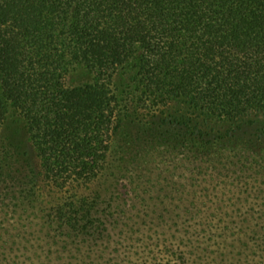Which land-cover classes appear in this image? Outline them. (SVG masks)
Returning <instances> with one entry per match:
<instances>
[{"label": "trees", "instance_id": "obj_1", "mask_svg": "<svg viewBox=\"0 0 264 264\" xmlns=\"http://www.w3.org/2000/svg\"><path fill=\"white\" fill-rule=\"evenodd\" d=\"M171 102L239 124L147 116ZM12 109L23 177L56 195L4 227L0 264H264V0H0V137Z\"/></svg>", "mask_w": 264, "mask_h": 264}, {"label": "rangeland", "instance_id": "obj_2", "mask_svg": "<svg viewBox=\"0 0 264 264\" xmlns=\"http://www.w3.org/2000/svg\"><path fill=\"white\" fill-rule=\"evenodd\" d=\"M86 75L85 72L77 71L73 74L72 79H75L77 82L79 80H83L84 76ZM147 116L151 119L154 118H178V119H185L190 121V123L205 132H212V133H224L228 130L233 129L235 126L239 124L238 121H229L223 120L213 117H208L204 114H201L198 111L193 110L186 104L180 102H171L168 105L158 109L155 113H149ZM260 120L264 123V117H260ZM13 143L16 147H19V153L21 155L17 156L18 158L22 159L18 161L13 170L16 172V176L14 175L13 179L0 177V234L4 231L6 226L12 225V223H17L21 220V216L23 217V222H26L25 215L23 214L24 211L22 207H50L51 200L53 201L56 194L52 193L50 195L47 192V189L43 187V181H39L38 184L31 182L28 178H24V173H29V171L24 167L25 160L30 162L37 170L40 169V160L37 155V151L33 145V142L30 139V136L27 131V125L24 118L20 115V113L14 109L10 111L8 114L4 126L2 129V134L0 137V145L2 146H10ZM24 168V169H23ZM26 169V170H25ZM22 170L23 173L20 171ZM180 170V169H179ZM176 171L175 178H178L180 171ZM16 177V178H15ZM229 183H231V179L226 178ZM250 180V178H248ZM254 182V181H253ZM253 185L250 187V190H255L254 183H250ZM33 185L34 187L33 189ZM119 195L115 198L114 204L118 205L121 204L120 207H129L132 205V201L134 200V194L131 190L130 184L123 180L119 186ZM204 184L201 187L196 188H187L188 190L198 191L199 193H203ZM264 189V188H261ZM34 190L36 191L34 193ZM231 191L233 193H237L236 191L245 190L244 186H231V187H222L221 185L218 186H211L209 188V192L212 194L216 193H224L226 191ZM259 190V189H257ZM112 192V191H111ZM254 192V191H253ZM257 192V191H256ZM255 192V193H256ZM58 196V195H57ZM110 196V194L108 195ZM264 199V198H263ZM128 201V203H127ZM127 203L124 205V203ZM264 202V201H263ZM235 204H228V207H234ZM264 207V203H263ZM9 210V212H7ZM30 209L29 211H31ZM10 223V224H9ZM15 225V224H14ZM5 227V228H4ZM8 235L0 237V249L6 248L8 253L11 250V242L7 241ZM25 243V242H24ZM24 250L12 252V255H19L22 260L25 256L29 257L32 256V250L23 253ZM17 258V257H15ZM256 262V261H255ZM249 264H252L249 261Z\"/></svg>", "mask_w": 264, "mask_h": 264}]
</instances>
